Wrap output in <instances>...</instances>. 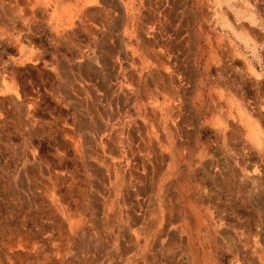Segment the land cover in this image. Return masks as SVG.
<instances>
[{
	"label": "rangeland",
	"instance_id": "1",
	"mask_svg": "<svg viewBox=\"0 0 264 264\" xmlns=\"http://www.w3.org/2000/svg\"><path fill=\"white\" fill-rule=\"evenodd\" d=\"M0 264H264V0H0Z\"/></svg>",
	"mask_w": 264,
	"mask_h": 264
},
{
	"label": "crops",
	"instance_id": "2",
	"mask_svg": "<svg viewBox=\"0 0 264 264\" xmlns=\"http://www.w3.org/2000/svg\"><path fill=\"white\" fill-rule=\"evenodd\" d=\"M173 84H175V83H173Z\"/></svg>",
	"mask_w": 264,
	"mask_h": 264
}]
</instances>
